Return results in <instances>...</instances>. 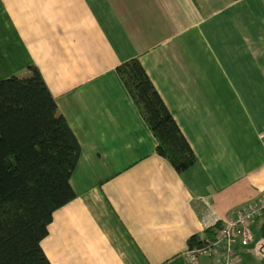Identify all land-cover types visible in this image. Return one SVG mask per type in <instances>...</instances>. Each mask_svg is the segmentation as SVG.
I'll return each instance as SVG.
<instances>
[{
  "label": "crops",
  "instance_id": "0c3cea01",
  "mask_svg": "<svg viewBox=\"0 0 264 264\" xmlns=\"http://www.w3.org/2000/svg\"><path fill=\"white\" fill-rule=\"evenodd\" d=\"M133 56L197 156L182 172L115 71ZM31 64L81 147L52 264H189V235L264 195V0H0V79Z\"/></svg>",
  "mask_w": 264,
  "mask_h": 264
},
{
  "label": "trees",
  "instance_id": "16d2710c",
  "mask_svg": "<svg viewBox=\"0 0 264 264\" xmlns=\"http://www.w3.org/2000/svg\"><path fill=\"white\" fill-rule=\"evenodd\" d=\"M27 68V74L0 79V264H52L41 241L53 211L75 196L70 178L80 144L40 70ZM115 71L155 137L156 152L177 172L195 164V152L139 58L121 61ZM219 225L189 235L188 247L205 246Z\"/></svg>",
  "mask_w": 264,
  "mask_h": 264
},
{
  "label": "built area",
  "instance_id": "2783aa9c",
  "mask_svg": "<svg viewBox=\"0 0 264 264\" xmlns=\"http://www.w3.org/2000/svg\"><path fill=\"white\" fill-rule=\"evenodd\" d=\"M264 136V134H263ZM264 215V195L254 203L248 204L230 215L219 219V227L213 239L203 247H188L184 256L189 264H195L202 254L216 256L219 264H236L238 242L248 243L251 240L250 223Z\"/></svg>",
  "mask_w": 264,
  "mask_h": 264
},
{
  "label": "rangeland",
  "instance_id": "374dc122",
  "mask_svg": "<svg viewBox=\"0 0 264 264\" xmlns=\"http://www.w3.org/2000/svg\"><path fill=\"white\" fill-rule=\"evenodd\" d=\"M261 222L262 217L255 218L250 223L251 240L246 244L238 243L236 245V264H263L261 257L264 256V234L260 229Z\"/></svg>",
  "mask_w": 264,
  "mask_h": 264
}]
</instances>
